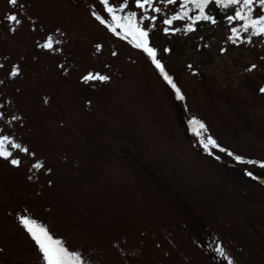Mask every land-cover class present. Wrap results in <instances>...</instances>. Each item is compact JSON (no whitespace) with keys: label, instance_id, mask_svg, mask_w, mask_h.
<instances>
[{"label":"rangeland","instance_id":"374dc122","mask_svg":"<svg viewBox=\"0 0 264 264\" xmlns=\"http://www.w3.org/2000/svg\"><path fill=\"white\" fill-rule=\"evenodd\" d=\"M92 2L27 0L15 35L0 24V57L23 69L0 85V103L11 101L4 111L23 118L8 131L52 168L29 180L27 162L16 168L0 159V264H42L16 219L24 209L90 264H220L217 243L235 264H264V168L208 155L187 123L195 116L220 145L264 159V44L227 42L229 25L215 6V25L169 35L158 27L152 42L181 101L139 50L91 18ZM8 7L0 0V17ZM56 28L66 34L63 54L37 49ZM104 64L110 83L81 81ZM251 64L257 69L246 72Z\"/></svg>","mask_w":264,"mask_h":264},{"label":"snow or ice","instance_id":"6c2138e0","mask_svg":"<svg viewBox=\"0 0 264 264\" xmlns=\"http://www.w3.org/2000/svg\"><path fill=\"white\" fill-rule=\"evenodd\" d=\"M6 3L9 7L0 17V24L4 25L7 32L15 35L24 23V17L27 14V0H6ZM161 4L164 7H161ZM168 6H176V10L169 14L165 11ZM210 6L224 11L223 19L229 25L226 29L229 33L227 42L234 45L257 42L264 44V0H93L87 5V9L91 18L108 33L139 50L150 61L163 82L171 88L175 98L183 101L186 97L174 81L173 76L166 70L162 59L159 58V49L152 42V33L159 27L165 35L180 31L186 34L194 32L200 21H207L215 25L217 20L209 13ZM175 22H183V28L176 27ZM31 23L32 31H36L35 21H31ZM65 35L60 28L48 31L34 42L35 47L45 53L61 55L64 51L63 45L66 43ZM94 48L96 53H101L103 45L96 43ZM163 51L168 53L170 49L165 47ZM220 51L224 52L225 48L222 47ZM111 56H118V52L113 50ZM65 64H60L58 67L67 74L69 68ZM188 67L191 69L192 65ZM102 68L104 70L86 71L81 75V81L92 86L110 83L112 80L111 65L104 64ZM255 69H257V65L251 64L244 70L251 72ZM0 72H3L0 85L23 75L21 65L18 62H11L9 56L0 57ZM17 91L19 90L17 89ZM258 92L264 94V83L258 85ZM8 103L11 101L0 103V124L4 126L0 127V159L16 168L27 162L29 180L38 179L41 173L51 175L52 168L47 167L45 159L38 157L37 153L22 138H18L8 131L9 126L21 124L23 120L21 116L4 111ZM44 103H48L47 97L44 98ZM88 103L91 102L88 101ZM187 123L197 138L199 146L208 155H214L215 150L226 153L227 156L239 163L264 168V159L246 160L242 155L235 154L220 145L212 135L207 134L206 124L197 117H191ZM215 159L219 160L220 156H215ZM246 174L253 175L250 170ZM52 183V180H48L50 186ZM16 219L35 245L42 264H90L84 252L70 248L66 240L55 236L43 222L31 215L27 209L17 213ZM114 247H118V245H114ZM214 255L219 258L220 264H235L234 258L221 243L215 245Z\"/></svg>","mask_w":264,"mask_h":264},{"label":"trees","instance_id":"16d2710c","mask_svg":"<svg viewBox=\"0 0 264 264\" xmlns=\"http://www.w3.org/2000/svg\"><path fill=\"white\" fill-rule=\"evenodd\" d=\"M175 7H176V6H175ZM210 7H211V6H210ZM210 7H209V8H210ZM208 11H209V9H208Z\"/></svg>","mask_w":264,"mask_h":264}]
</instances>
